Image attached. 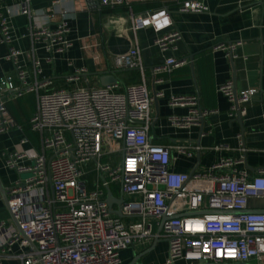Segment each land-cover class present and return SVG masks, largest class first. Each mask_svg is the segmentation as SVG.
<instances>
[{"label":"built area","instance_id":"built-area-1","mask_svg":"<svg viewBox=\"0 0 264 264\" xmlns=\"http://www.w3.org/2000/svg\"><path fill=\"white\" fill-rule=\"evenodd\" d=\"M6 1L0 0V46L7 47V54L0 55V60H10L14 72L0 78V134L21 131L7 103L35 92L36 109L29 129L39 134L40 151H11L3 161L4 167L14 169L18 176L5 190L8 209L18 228L12 220L0 222V261L120 264L122 250L157 238L167 244L165 264L179 260L187 264H264V207L261 213H241L249 210L251 199L264 204V166L258 175L250 176L234 168L245 162V156L239 160L223 157L203 173H179L170 169L169 148L148 140L153 98L146 87L136 35L144 29L153 31V45L166 55L153 74H172L186 61L176 57L182 37L169 5L191 14L207 12V6L196 0H95L110 9L128 6L135 41L112 62L117 69L137 70L139 82L124 86L122 91L107 85L38 93L44 85L37 81L41 74V61L34 55L37 47L29 52L16 49L11 34V18H30L32 0ZM135 2L155 3L157 7L133 12L129 5ZM76 3L85 6L86 0ZM59 4L54 0L43 10L48 20L53 19ZM66 15L53 28L43 25L27 30L32 45L35 40L42 42L40 48L48 63L72 47ZM217 49L226 57L232 55L231 45H219ZM22 58L28 60L34 76L32 84L27 81L28 70ZM217 91L228 100L231 119L237 114L245 116L256 96L254 88H247L236 92L235 100L231 82L218 86ZM157 96H163L162 92L155 93ZM196 101V97L170 96L171 107H192L184 117L170 118L171 125L185 129L216 112L197 107ZM27 142L22 138L20 143ZM187 149L175 146L177 153L191 157ZM227 169L231 172L221 173ZM25 173L31 176L22 180ZM112 183H119L123 196L121 218L109 211L105 201ZM180 198H184L183 203ZM163 217L168 218L157 234Z\"/></svg>","mask_w":264,"mask_h":264},{"label":"crops","instance_id":"crops-1","mask_svg":"<svg viewBox=\"0 0 264 264\" xmlns=\"http://www.w3.org/2000/svg\"><path fill=\"white\" fill-rule=\"evenodd\" d=\"M53 1L32 0L30 18H11L12 46L24 52H29L33 46L37 47L34 55L41 61V74L37 76V81L44 85L38 93L77 86L97 88L107 85H115L118 91H122L124 86L139 82L137 70L117 69L112 62L115 56L132 48L135 41L124 7L110 11L99 6L95 0H86L85 6L76 3L77 0H59L53 19L48 20L43 10ZM196 1L204 3L208 11L180 13L176 10L177 5L168 7L182 37L177 43L176 57L186 61V65L172 74H153L156 68L162 66L166 56L161 55L153 45V31L144 29L136 35L146 87L153 98L148 140L153 145L169 148L170 169L175 172L203 173L220 158L239 160L245 156V162L236 164L234 168L250 176L258 175V170L264 166V0ZM142 4L144 10L157 7L155 3ZM71 7L77 11L73 12ZM132 10L136 12L137 9ZM63 14L68 17V39L72 47L48 63L45 61V52L40 48L42 42L35 40L32 45L27 30L31 26L43 25L53 28L63 19ZM219 45L232 46V59L217 49ZM6 54L7 47L0 46V55ZM21 60L28 70L27 81L32 84L34 76L28 60ZM13 72L12 62L1 59L0 78ZM157 80H161V83H157ZM226 82H231L237 93L247 88L256 90L255 99L247 107L246 115L241 117V123L228 117L230 104L217 91L218 86ZM157 92H162L163 96L154 97ZM170 96L196 97L197 107L216 112L204 117L198 124L185 129L177 128L171 125L169 119L184 117L192 107H171L168 103ZM35 109V92L26 93L7 103V110L21 131L12 129L0 134V182L5 190L18 177L14 169L4 167L5 156L11 151H40L39 134L28 128ZM22 129L29 131L24 132ZM22 138H27L28 142L21 144ZM175 146L187 147L192 156L177 153ZM215 146L224 149L215 151ZM195 147L199 149L195 150ZM46 156L49 157L50 152ZM228 172L231 169L221 173ZM108 191L113 200L111 209L116 211L121 204L119 199L123 197L119 183L110 184ZM106 194L107 191L105 197ZM180 202L183 203L184 198H180ZM7 206L0 194V222L11 220ZM248 207L249 210H262L264 204L262 200L251 199ZM153 242L122 250L120 264H132L135 257L150 248ZM160 242L159 252H154ZM166 256L167 244L159 240L155 248L137 262L165 264ZM0 264H19V261L2 259ZM175 264L187 263L179 260Z\"/></svg>","mask_w":264,"mask_h":264},{"label":"water","instance_id":"water-1","mask_svg":"<svg viewBox=\"0 0 264 264\" xmlns=\"http://www.w3.org/2000/svg\"><path fill=\"white\" fill-rule=\"evenodd\" d=\"M230 58L232 59V56H231ZM233 82H234V80H233ZM232 87H233V90H234L235 100H237V98H236V91H235V88H234V86H232ZM155 102H156V101H155ZM235 120H236L238 123H241V117H240L238 114H237ZM0 194H1V196H2L3 202H4L5 205L7 206V201H8V200H7V196H6V194H5V188L2 186L1 182H0ZM105 201H106V203L108 204L109 211H110L112 214H115L116 216H118L119 218H121V217H122V213H121L120 207H119V209L116 210V211H113V210L111 209L113 200H112L111 195H110V192H109L108 190H107V194H106V199H105ZM122 202H123V198L120 197V199H119V203H122ZM7 208H8V206H7ZM8 210H9V209H8ZM244 212H258V213H261V212H263V211H262V210H245V211H241V213H244ZM9 213H10V211H9ZM206 213H213V211H206ZM234 213H237V212H234ZM10 217H11V220L13 221L14 225L18 228V224H17L16 220H14V218L12 217L11 213H10ZM167 218H168V217H163V218L161 219L160 224H159V226H158V228H157V234H159V232H160V230H161V227H162V224H163V222H164ZM158 242H159V239H157V238L154 239V242L152 243V245L150 246V248H148V249H147L146 251H144L143 253L137 255V256L135 257V259L133 260L132 264H138L137 261H138L142 256H144L145 254L151 252V251L155 248V246H156V244H157ZM234 264H235V263H234ZM237 264H246V263H237Z\"/></svg>","mask_w":264,"mask_h":264},{"label":"trees","instance_id":"trees-1","mask_svg":"<svg viewBox=\"0 0 264 264\" xmlns=\"http://www.w3.org/2000/svg\"><path fill=\"white\" fill-rule=\"evenodd\" d=\"M119 7H124L125 8V10L127 11V7L128 6H125V5H122V6H119ZM129 7H131V10L132 9H137V10H139V11H142V10H144V9H142L143 7H144V5L142 4V3H135V4H130L129 5ZM105 8H107L108 10H110V11H112V10H115V9H110V8H108V7H105ZM118 8V7H117ZM145 8V7H144ZM142 9V10H141ZM137 10H136V12H137ZM133 11V10H132ZM135 12V11H134ZM28 128H29V126H28ZM28 128H26V129H28ZM24 130V129H22V131H29V130Z\"/></svg>","mask_w":264,"mask_h":264},{"label":"rangeland","instance_id":"rangeland-1","mask_svg":"<svg viewBox=\"0 0 264 264\" xmlns=\"http://www.w3.org/2000/svg\"><path fill=\"white\" fill-rule=\"evenodd\" d=\"M113 149H114V147H113ZM113 159H117V156L116 155H113V156H111ZM31 176V174H29V173H25V174H21V179L22 180H25L26 178H28V177H30ZM160 241H162V240H160ZM162 245V242H160L159 243V245L157 246V248L154 250V252H159V248H160V246Z\"/></svg>","mask_w":264,"mask_h":264}]
</instances>
